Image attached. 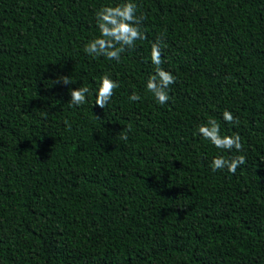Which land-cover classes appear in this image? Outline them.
Instances as JSON below:
<instances>
[{"label": "trees", "instance_id": "16d2710c", "mask_svg": "<svg viewBox=\"0 0 264 264\" xmlns=\"http://www.w3.org/2000/svg\"><path fill=\"white\" fill-rule=\"evenodd\" d=\"M122 2L0 0V264H264V0H133L146 38L88 55L95 11ZM154 42L176 77L163 105ZM209 118L243 151L203 138ZM237 155L234 174L210 167Z\"/></svg>", "mask_w": 264, "mask_h": 264}, {"label": "clouds", "instance_id": "9594fccd", "mask_svg": "<svg viewBox=\"0 0 264 264\" xmlns=\"http://www.w3.org/2000/svg\"><path fill=\"white\" fill-rule=\"evenodd\" d=\"M137 5L133 0H123L114 6L102 5L95 11L96 25L99 35L88 41L84 51L93 57L104 56L108 60L120 61L121 54L126 49H133L136 41L145 39L140 29L142 16H137ZM151 62L155 65L154 74L150 75L146 82V90L152 94L154 99L161 105L169 101V86L176 82V77L169 71L164 70L160 43L154 42L151 46ZM52 83H63L70 85L74 81L67 75H59ZM119 87L117 81L104 74L96 79L94 103L104 109L111 101L114 90ZM91 94L87 86L70 89V105L80 106L86 102V96ZM131 101H139L140 95L135 91L130 95ZM223 119L230 124H238L228 110L223 112ZM130 131V129H129ZM199 134L209 140L218 149L233 150L238 153L243 151L241 137L237 135H221L220 126L215 119L209 118L205 124L198 126ZM127 140V135L121 137ZM246 163V156L237 155L231 158L216 156L210 162L213 171L227 169L235 173L237 168Z\"/></svg>", "mask_w": 264, "mask_h": 264}]
</instances>
